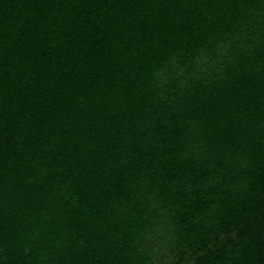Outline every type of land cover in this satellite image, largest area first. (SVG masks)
Wrapping results in <instances>:
<instances>
[{"label":"trees","instance_id":"obj_1","mask_svg":"<svg viewBox=\"0 0 264 264\" xmlns=\"http://www.w3.org/2000/svg\"><path fill=\"white\" fill-rule=\"evenodd\" d=\"M0 264H264V0H0Z\"/></svg>","mask_w":264,"mask_h":264},{"label":"rangeland","instance_id":"obj_2","mask_svg":"<svg viewBox=\"0 0 264 264\" xmlns=\"http://www.w3.org/2000/svg\"><path fill=\"white\" fill-rule=\"evenodd\" d=\"M160 234H161V235L163 234L162 236H164V233L161 232Z\"/></svg>","mask_w":264,"mask_h":264}]
</instances>
